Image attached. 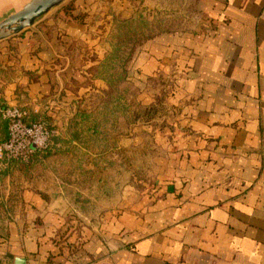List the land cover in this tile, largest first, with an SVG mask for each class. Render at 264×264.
<instances>
[{
	"label": "crops",
	"instance_id": "0c3cea01",
	"mask_svg": "<svg viewBox=\"0 0 264 264\" xmlns=\"http://www.w3.org/2000/svg\"><path fill=\"white\" fill-rule=\"evenodd\" d=\"M203 7L201 33L161 36L138 58L145 74L173 71L188 132L162 161L155 199L127 189L118 209L89 223L26 187L3 208L8 219L0 214V264H264V0ZM77 11L85 19L60 20L61 34L84 42L96 64L91 8ZM33 35L0 44V109L19 106L59 130L74 113L65 84L82 57L76 44L40 46ZM12 170L0 172L5 200L17 191Z\"/></svg>",
	"mask_w": 264,
	"mask_h": 264
},
{
	"label": "rangeland",
	"instance_id": "374dc122",
	"mask_svg": "<svg viewBox=\"0 0 264 264\" xmlns=\"http://www.w3.org/2000/svg\"><path fill=\"white\" fill-rule=\"evenodd\" d=\"M31 1L0 0V21ZM81 7L91 8L87 23L95 28L101 48L96 64L95 52L59 28L60 20L78 18L74 11L77 14ZM79 18L85 19L83 14ZM206 25L203 0H66L32 27L1 41L14 42L32 32L40 46L63 44L67 49L76 44L72 49L83 63L77 59L78 78L65 84L73 115L59 130L54 127L58 140L50 151L11 167L13 174L20 173L14 180L17 191L6 200L0 193V214L8 219L11 210L3 208L20 202V192L29 186L43 192L48 201L70 205L80 221L89 223L118 209L127 189L154 200L162 161L168 160L177 135L188 132L180 125L184 107L172 99L179 91L173 71L145 74L138 58L161 36L197 35ZM10 49L17 47L10 43ZM59 52L69 56L73 51ZM109 55L114 58L105 68Z\"/></svg>",
	"mask_w": 264,
	"mask_h": 264
},
{
	"label": "built area",
	"instance_id": "2783aa9c",
	"mask_svg": "<svg viewBox=\"0 0 264 264\" xmlns=\"http://www.w3.org/2000/svg\"><path fill=\"white\" fill-rule=\"evenodd\" d=\"M0 117L7 123L6 140L0 139V170L14 163H29L35 154L50 151L57 131L39 119L28 122L29 113L19 106L0 109Z\"/></svg>",
	"mask_w": 264,
	"mask_h": 264
},
{
	"label": "water",
	"instance_id": "95a60500",
	"mask_svg": "<svg viewBox=\"0 0 264 264\" xmlns=\"http://www.w3.org/2000/svg\"><path fill=\"white\" fill-rule=\"evenodd\" d=\"M65 1L32 0L23 9L0 21V42L32 27L38 20Z\"/></svg>",
	"mask_w": 264,
	"mask_h": 264
},
{
	"label": "trees",
	"instance_id": "16d2710c",
	"mask_svg": "<svg viewBox=\"0 0 264 264\" xmlns=\"http://www.w3.org/2000/svg\"><path fill=\"white\" fill-rule=\"evenodd\" d=\"M111 58H114V55H109L108 57H107V59H106V61H105V68H107L106 67V62H110L111 61ZM106 72H108L109 73V71L106 69ZM1 119V118H0ZM28 122H33V121H31L30 120V118L27 120ZM50 127H52L51 125H49ZM0 127H1V134H2V136L0 137V139L1 140H6L7 139V137H8V134H7V130H6V124H4V122H0ZM53 128V127H52ZM54 129V128H53ZM55 140H58L57 139V137H56V139ZM15 164H22V163H14L12 166H10V168L11 167H13Z\"/></svg>",
	"mask_w": 264,
	"mask_h": 264
}]
</instances>
